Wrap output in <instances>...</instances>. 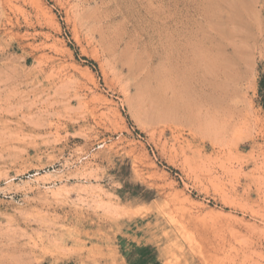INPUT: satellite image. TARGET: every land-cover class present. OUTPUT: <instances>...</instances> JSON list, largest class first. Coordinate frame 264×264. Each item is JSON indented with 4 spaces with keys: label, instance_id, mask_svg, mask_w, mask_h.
I'll return each mask as SVG.
<instances>
[{
    "label": "rangeland",
    "instance_id": "obj_1",
    "mask_svg": "<svg viewBox=\"0 0 264 264\" xmlns=\"http://www.w3.org/2000/svg\"><path fill=\"white\" fill-rule=\"evenodd\" d=\"M200 257L264 264V0H0V264Z\"/></svg>",
    "mask_w": 264,
    "mask_h": 264
},
{
    "label": "bare ground",
    "instance_id": "obj_2",
    "mask_svg": "<svg viewBox=\"0 0 264 264\" xmlns=\"http://www.w3.org/2000/svg\"><path fill=\"white\" fill-rule=\"evenodd\" d=\"M231 5V4H230ZM229 5V6H230ZM235 9V8H234ZM234 32V31H233ZM201 57V56H200ZM199 56L197 57V58H199V59H201ZM203 59V58H202ZM198 60V59H197ZM199 61H201V60H199ZM203 61V60H202ZM214 64H215V61H214ZM209 65L210 66H212L213 64H210L209 63ZM213 66H215V65H213ZM164 70V69H163ZM163 70L161 71H157V74L155 73V77H156V80L159 82L157 85H158V87H157V90H154V91H152L151 89H149L150 87H143V88H141V90H139V97L141 96V98H143V96L145 95V97L147 96V98H148V100H149V102H151L150 103V105H151V107H150V110H147L148 111V114H149V112H150V116H151V113H152V115H154L153 114V110H156L155 108H158L161 112H165V113H167V114H171V113H173L172 111H175L177 108H178V106H179V104L177 105V104H175L176 102H173V103H169V102H167L164 98L165 97H163L162 95H161V92L163 91V87H164V90L166 89L165 88V86L164 85H166V87H167V85L169 84V82H167V80L165 81V79H164V77H166L165 76V74L167 73L166 71H167V69L166 70H164L165 72L163 73ZM167 75V74H166ZM154 77V78H155ZM168 77V76H167ZM167 79V78H166ZM169 80V79H168ZM165 82H167L166 84H164ZM145 86V85H144ZM145 88H148V90H150V91H148L147 89H145ZM153 88V87H152ZM162 90V91H161ZM161 91V92H160ZM164 92V91H163ZM162 92V93H163ZM164 94V93H163ZM182 97H184V96H182ZM146 100V98H143V99H139V100ZM184 99H185V97H184ZM187 99H190V98H187ZM176 100H177V98H176ZM171 101V100H170ZM182 101V100H181ZM187 101V100H186ZM141 102H143V101H141ZM141 102H139V103H141ZM188 102H190L189 100H188ZM187 102V103H188ZM183 103V102H182ZM143 104V103H142ZM188 104H190V103H188ZM193 104V103H192ZM148 105H149V103H148ZM175 105H177V108H175L176 106ZM183 106V105H182ZM174 108H175V110H174ZM181 108H184V107H181ZM186 109H188V107L186 108ZM157 114H160V112L159 113H157ZM167 114H165V115H167ZM149 116V115H148ZM155 116H156V114H155ZM161 116V115H160ZM152 117V116H151ZM222 166V165H221ZM222 168H225V166L223 165L222 166ZM226 170H227V172L229 173V172H231L232 170L230 169V168H226ZM173 219V218H172ZM181 236V235H180ZM188 236V235H187ZM163 249V248H162ZM162 253V252H161ZM166 254H168V255H171V256H173V257H175V259H178V260H180V256H184V259H185V262H186V259H187V257L185 258V255H186V253H185V250L183 249V246L179 243V241L178 240H176V241H173V242H169V244L168 245H166V247H165V255ZM172 257V258H173ZM167 258H168V256H167ZM165 259H166V257H165ZM171 259V258H170ZM168 261V260H167ZM177 260H175V262H176ZM174 262V261H173ZM178 263V262H177ZM174 264V263H173ZM179 264V263H178ZM181 264V263H180ZM188 264H190V263H188ZM192 264H216L215 263V261L214 260H210L209 258H203V257H200V258H198L197 260H194V262H192Z\"/></svg>",
    "mask_w": 264,
    "mask_h": 264
}]
</instances>
